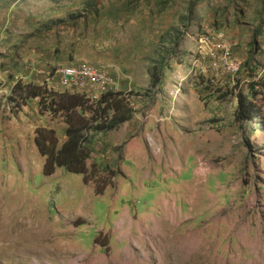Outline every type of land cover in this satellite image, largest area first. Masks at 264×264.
I'll return each mask as SVG.
<instances>
[{
    "label": "rangeland",
    "instance_id": "1",
    "mask_svg": "<svg viewBox=\"0 0 264 264\" xmlns=\"http://www.w3.org/2000/svg\"><path fill=\"white\" fill-rule=\"evenodd\" d=\"M81 65L108 77L83 93L134 110L95 135L88 184L44 174L35 130L66 124L12 94L80 92L57 71ZM0 264H264V0H0Z\"/></svg>",
    "mask_w": 264,
    "mask_h": 264
},
{
    "label": "trees",
    "instance_id": "2",
    "mask_svg": "<svg viewBox=\"0 0 264 264\" xmlns=\"http://www.w3.org/2000/svg\"><path fill=\"white\" fill-rule=\"evenodd\" d=\"M159 83L160 72L157 66H153L150 70V86L156 87ZM257 93L255 91L253 96ZM12 94L20 104L38 100L40 114L50 113L53 118H62L66 124V139L61 145L55 129L38 127L35 130L34 142L45 157L44 174L52 175L57 168L62 167L69 173L83 174L84 184L91 181L87 160L92 153L95 135L117 130L131 119L134 112L130 96L124 92L107 91L93 100L80 92L56 91L45 84L18 80L12 88ZM238 101L237 121L257 116L259 109L253 101H247L241 95ZM97 179L95 193L102 194L110 182Z\"/></svg>",
    "mask_w": 264,
    "mask_h": 264
},
{
    "label": "built area",
    "instance_id": "3",
    "mask_svg": "<svg viewBox=\"0 0 264 264\" xmlns=\"http://www.w3.org/2000/svg\"><path fill=\"white\" fill-rule=\"evenodd\" d=\"M222 36V34H219L218 37L221 38ZM57 73L60 76L61 85L66 87L71 86L83 89L80 90V92L82 93L83 91L85 93L90 92V89L102 86L107 82L108 78L106 72L103 69L95 68L88 65L63 68L58 70ZM85 86L87 87L84 88ZM91 94L93 93H90V95Z\"/></svg>",
    "mask_w": 264,
    "mask_h": 264
}]
</instances>
